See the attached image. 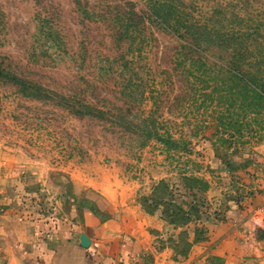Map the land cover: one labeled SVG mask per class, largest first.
I'll use <instances>...</instances> for the list:
<instances>
[{
	"label": "rangeland",
	"instance_id": "obj_1",
	"mask_svg": "<svg viewBox=\"0 0 264 264\" xmlns=\"http://www.w3.org/2000/svg\"><path fill=\"white\" fill-rule=\"evenodd\" d=\"M260 77L264 0H0V264H37L93 193L148 264H264Z\"/></svg>",
	"mask_w": 264,
	"mask_h": 264
},
{
	"label": "crops",
	"instance_id": "obj_2",
	"mask_svg": "<svg viewBox=\"0 0 264 264\" xmlns=\"http://www.w3.org/2000/svg\"><path fill=\"white\" fill-rule=\"evenodd\" d=\"M126 225L110 197L93 193L80 215L63 225L49 241L45 255L37 264H148L145 254L137 253L138 248L133 246L138 242L146 246L147 238L138 241V230ZM81 235L89 240L88 246L82 245ZM166 254L171 252L154 253L153 263H166ZM167 259L169 264L175 263L170 256Z\"/></svg>",
	"mask_w": 264,
	"mask_h": 264
},
{
	"label": "trees",
	"instance_id": "obj_3",
	"mask_svg": "<svg viewBox=\"0 0 264 264\" xmlns=\"http://www.w3.org/2000/svg\"><path fill=\"white\" fill-rule=\"evenodd\" d=\"M170 11V10H169ZM155 12H157V17L161 18L162 21V17L164 16H168V14L170 13H164L165 12V8L161 5V8L155 7ZM187 22V23H186ZM179 23V28L175 27V30L178 31L180 28L183 29V32H187L188 35L192 36V45H187L188 46V50H190L191 52L196 53V55L198 56V58L195 60L193 59V57H191V59H189L191 62L197 64V70L200 72L199 77H201V81L203 80L204 77V63H203V56L204 53L200 52V48L201 46H203L204 44H206V40L208 39V27H207V22L205 21H190V20H184L183 22L178 21ZM248 35L247 33L245 34L244 37L239 38L238 40H240V44H242L241 41H244L245 38H247ZM222 36H220V34H218L217 36H215V45H217V47H220V45L222 44ZM244 43V42H243ZM220 44V45H219ZM184 45V44H183ZM186 45V44H185ZM186 57L188 55H185ZM201 57V60H199V58ZM231 75H233V77H238V79L241 81V83H243L244 85H250L252 88L256 87V92L259 93L258 87L259 86L257 84V81L253 83V85H251V83H249V81L245 80V77L243 74L241 73H237L236 70L231 71ZM216 76L217 72H216ZM259 80H261L263 82V78L260 77ZM243 84H237L235 85L237 87V89H244ZM257 84V85H256ZM262 86V85H261ZM162 184V183H161ZM167 205H170L172 207V205L169 203H167ZM176 209V207H175ZM175 212V211H174ZM171 216H173V219H170L171 224H177L176 219L174 218L175 213H173V211H171L170 213Z\"/></svg>",
	"mask_w": 264,
	"mask_h": 264
},
{
	"label": "built area",
	"instance_id": "obj_4",
	"mask_svg": "<svg viewBox=\"0 0 264 264\" xmlns=\"http://www.w3.org/2000/svg\"><path fill=\"white\" fill-rule=\"evenodd\" d=\"M254 217V222L256 223L257 227L264 233V208L259 209Z\"/></svg>",
	"mask_w": 264,
	"mask_h": 264
},
{
	"label": "water",
	"instance_id": "obj_5",
	"mask_svg": "<svg viewBox=\"0 0 264 264\" xmlns=\"http://www.w3.org/2000/svg\"><path fill=\"white\" fill-rule=\"evenodd\" d=\"M80 240H81L83 246L89 245V240L84 235L80 236Z\"/></svg>",
	"mask_w": 264,
	"mask_h": 264
}]
</instances>
